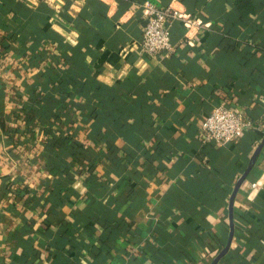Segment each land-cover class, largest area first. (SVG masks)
I'll list each match as a JSON object with an SVG mask.
<instances>
[{
  "label": "crops",
  "instance_id": "0c3cea01",
  "mask_svg": "<svg viewBox=\"0 0 264 264\" xmlns=\"http://www.w3.org/2000/svg\"><path fill=\"white\" fill-rule=\"evenodd\" d=\"M152 1L206 25L149 56L144 0H0V264H212L232 229L217 264H264V147L230 212L264 129L202 141L264 120V0Z\"/></svg>",
  "mask_w": 264,
  "mask_h": 264
},
{
  "label": "built area",
  "instance_id": "2783aa9c",
  "mask_svg": "<svg viewBox=\"0 0 264 264\" xmlns=\"http://www.w3.org/2000/svg\"><path fill=\"white\" fill-rule=\"evenodd\" d=\"M143 18L146 20L140 51L149 56L169 53L174 49L171 26L177 19H182L187 28L186 37L193 38L189 33L203 25L201 21L184 14L179 8L168 5L159 6L152 0H144L141 4ZM263 130L264 120L248 117L243 108L220 104L205 119L202 127V141L225 145L238 143L247 130ZM257 186V183H253Z\"/></svg>",
  "mask_w": 264,
  "mask_h": 264
},
{
  "label": "trees",
  "instance_id": "16d2710c",
  "mask_svg": "<svg viewBox=\"0 0 264 264\" xmlns=\"http://www.w3.org/2000/svg\"><path fill=\"white\" fill-rule=\"evenodd\" d=\"M235 10L237 12V14L241 17V18H246L247 16H249L250 14H254L257 11V6L255 4L254 0H235ZM63 83V82H62ZM64 84V83H63ZM39 112H42V109L38 108ZM18 131V129H17ZM69 138L66 136H62L59 138H56L53 142H51L50 144L52 146H61L62 144H69ZM11 184H7L6 186V190L7 192H9ZM10 186V187H9ZM25 191H28L29 189L26 187L25 189H23ZM21 190H16V192L18 194H20L22 191Z\"/></svg>",
  "mask_w": 264,
  "mask_h": 264
},
{
  "label": "water",
  "instance_id": "95a60500",
  "mask_svg": "<svg viewBox=\"0 0 264 264\" xmlns=\"http://www.w3.org/2000/svg\"><path fill=\"white\" fill-rule=\"evenodd\" d=\"M145 24H146V22H145ZM261 134H263V132H261ZM263 147H264V138H263L262 142L258 145V147L256 148V150H255V152H254V154H253V156H252V163H251V165L249 166V168L247 169V171L243 174V176L240 178V180H239L237 186L235 187V190H234V192H233V194H232V196H231V202H230L231 218H232V215H233V201H234V198H235L236 194L238 193V190L240 189L242 183H243L244 180L246 179V177H247V175H248L250 169L252 168V164H253V162L258 158V156H259V154H260V152H261V150H262ZM233 231H234V230L232 229V231H231V237H230V240H229V242H228L226 248L224 249V251L222 252V254H221L219 257H217V258L212 262V264H217V262L220 260V258H221L224 254H226V252L229 250L230 245H231V241H232V238H233Z\"/></svg>",
  "mask_w": 264,
  "mask_h": 264
}]
</instances>
